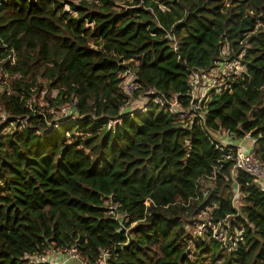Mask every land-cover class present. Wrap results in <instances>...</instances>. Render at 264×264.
Returning a JSON list of instances; mask_svg holds the SVG:
<instances>
[{
    "label": "trees",
    "instance_id": "obj_1",
    "mask_svg": "<svg viewBox=\"0 0 264 264\" xmlns=\"http://www.w3.org/2000/svg\"><path fill=\"white\" fill-rule=\"evenodd\" d=\"M240 59L242 77L210 93L206 131L157 106L122 114L127 69L141 92L185 103L192 71ZM0 60L11 116L0 128V264H40L73 245L90 263L109 250V264H264V192L248 174L236 173V195L225 164L192 200L221 158L210 131L251 134L264 163V0H0ZM67 106L78 120L51 130L49 111ZM110 203L128 222L106 217ZM207 211L231 216L238 249L195 233Z\"/></svg>",
    "mask_w": 264,
    "mask_h": 264
},
{
    "label": "built area",
    "instance_id": "obj_2",
    "mask_svg": "<svg viewBox=\"0 0 264 264\" xmlns=\"http://www.w3.org/2000/svg\"><path fill=\"white\" fill-rule=\"evenodd\" d=\"M168 39L171 41L174 49L177 50V39L171 35H168ZM8 60L14 65L16 62L15 53L11 54ZM3 61L0 60V94L4 91L10 78L9 74L2 71ZM243 72L241 59L221 64L210 74L201 75L198 72L192 71L188 79L190 93L184 103L177 95L165 98L160 96L154 89L141 92L142 87L137 82V78H135V71L131 68L127 69L120 75L122 79L121 89L128 97L126 105L122 108L125 112L122 114H133L136 112L144 114L151 106H157L164 113L172 117L175 122L179 123V125L190 129L193 125L197 124L206 131L205 107L210 101V93H221L226 90L231 82L242 77ZM138 93L139 95L136 96ZM27 104L32 106L33 100L28 99ZM49 113L53 116V119L49 123V126L52 128L51 130L55 129L54 127L57 128L62 122H76L78 120V113L74 112L70 106L58 110L51 109ZM10 117L9 114L2 111L0 106V128L3 125L9 124L11 121ZM19 122L24 124L22 120H19ZM117 122L118 119L113 121L112 125ZM38 134L43 135V132L40 131ZM208 137L216 150L220 152L221 158L217 161L210 174H206L197 180L196 195L192 200L198 201L202 197H206L209 194V188L218 179L224 165L230 162L233 164L230 177L233 181V190H235L236 195L239 192V185L236 180V173L238 171L248 174L253 179V184L264 192V163L257 159L255 155V141H253L251 134L238 137L236 133L220 128L216 133H211L210 131ZM120 208L119 204H108L105 212L106 217L114 219L120 224L128 222V216L122 213ZM230 218L231 216L227 215L223 220L214 222L211 211H207L202 215V221L196 225L195 233L203 236L211 232L213 239L223 248L236 250L240 243H242L244 235L241 230L230 231L228 226ZM113 255V251H102L95 261L90 263L81 255L77 245H73L59 249L51 248L44 255L35 257L33 262L40 264H109Z\"/></svg>",
    "mask_w": 264,
    "mask_h": 264
},
{
    "label": "rangeland",
    "instance_id": "obj_3",
    "mask_svg": "<svg viewBox=\"0 0 264 264\" xmlns=\"http://www.w3.org/2000/svg\"><path fill=\"white\" fill-rule=\"evenodd\" d=\"M118 5L120 6V8L124 6V5H123L122 3H120V2L118 3ZM128 63H129V62H127V63H123V66H127Z\"/></svg>",
    "mask_w": 264,
    "mask_h": 264
}]
</instances>
